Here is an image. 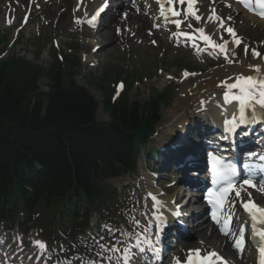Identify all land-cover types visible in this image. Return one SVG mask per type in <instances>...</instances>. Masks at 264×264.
Returning a JSON list of instances; mask_svg holds the SVG:
<instances>
[{
	"label": "rangeland",
	"instance_id": "374dc122",
	"mask_svg": "<svg viewBox=\"0 0 264 264\" xmlns=\"http://www.w3.org/2000/svg\"><path fill=\"white\" fill-rule=\"evenodd\" d=\"M46 1L49 0L26 1L25 4L33 3V7L32 9L30 8V14L26 27L22 30H18V26L22 25L21 17L25 9L24 4H22L21 0H0V35L3 36L5 40H7L4 54L5 56L13 55L16 57H23L30 63L36 64L42 68H47L52 62L51 54L59 53L62 56H65L69 53L68 48L73 47L76 51V53L73 55L75 61L73 69L69 72V75L79 85L85 86L97 101L98 107L96 110V119L98 121H108V116L102 110V100L104 98V95L99 93V91L95 88L96 81L102 76V74H107L106 85L108 86L111 85L115 79H117L118 81H123L125 86L126 82L127 86H131L132 84L136 83L130 88H125V90L127 91L126 93L129 102L137 103L138 107L143 105L144 102L148 101V94L152 89L157 92H168L170 94V99L166 103L164 110L162 108L160 111L162 112L160 113V123L156 127L155 131L157 132V137L155 138V140H161L162 142H164L171 135H166V132L170 131L171 125L173 123L176 124V122L179 120L176 100L179 93L180 80L182 75L184 74L183 69L185 68L189 69L188 71H194L196 76H204L206 73H209L218 68L214 65L216 58H213V56H211L210 54L206 55L199 53V56L195 55L196 58H199L197 60H194L185 50L181 48H171L169 40L166 41V39L162 38L161 36L159 40L154 35L153 37H149L146 34V31H148L147 26H145L144 23L136 21L134 23L131 22V24L125 22L121 24L120 27H117V24H112V26L116 27L110 28L111 25L107 27L106 31L109 33L108 38H112V40L105 46H103L102 44L101 49L104 53L103 58L99 60V64L96 68L91 69L89 67V64H92L93 62L92 56L90 54L93 46L89 43L88 39H83V33H92L93 30L89 29L85 25L83 26V21L80 18H75L72 10H69L70 7H66V9L62 5H57V3L62 0H55L52 2L49 1V3L47 2L46 4H44V2ZM44 5L46 7H43ZM8 6H10L13 10L7 11L11 12L12 14L7 18L4 17L3 12L5 11V8H8ZM116 19L120 20L121 18L119 16L116 17ZM237 26L239 29V33L244 34L246 38L251 39L252 47L262 49L260 43L262 41L264 42V28H261L259 26L254 28V24L248 21H241V23L237 24ZM104 28H106V26ZM109 29L111 31H108ZM99 38H101V36H99ZM154 39L158 44L156 48H153L151 44V40ZM160 44H163L164 48L161 47L162 45L159 46ZM39 50V57H37ZM247 52L245 53V55L241 56V58L243 59L241 61H245L252 57V55L250 57L249 53ZM206 63H210V65L206 66ZM208 82L209 81H207L206 83ZM46 84L47 82L44 79H41L39 81V87L42 93L46 90ZM218 86L222 87L221 85ZM195 88L196 87L191 88L190 92H192ZM215 88H217V86ZM187 89H181L182 96H184V98L187 96ZM229 90L232 89L229 88ZM213 92L215 93V91ZM205 93L206 91L203 93H198L197 96L192 98L190 102L203 96ZM211 99L213 101H216L219 98L215 97ZM181 100L183 103L187 102V100ZM189 111L190 110H188V112ZM174 113L175 116L171 115ZM171 116L174 117L171 118ZM186 123L187 120L180 129L183 130V126ZM174 156H176V154ZM149 165H151L149 171H152V169H154L155 167L152 166L153 163H150ZM135 175L136 173L134 174V176ZM163 176L166 179V176L164 174ZM139 178L142 180L143 187H146V185H148L147 181L151 182L149 180L150 176L149 178H145L137 174L135 178L133 177L131 179L130 185L126 188H123L125 192L121 195H116L115 198L117 199V202H120V204H123V200H126L125 206L130 207L133 209V211L138 212L135 215L140 214L141 217L145 218L146 215L143 214L144 211H141L138 202V198L142 196L141 190L139 189L140 187L136 185L135 180ZM144 179L146 180V182L144 181ZM116 181L117 179L111 181V184H116ZM171 181L172 178L170 179V181H168L167 184H169ZM136 187L137 190H133L136 189ZM177 202H179L178 199ZM116 208L117 207L109 206L106 210L107 212L115 211ZM135 208H137V210H135ZM182 208L186 209V206H182ZM125 221L128 225V220L125 219ZM96 224L93 225L94 229H97ZM40 227L46 230V227ZM128 227L131 231V224H129ZM17 229H14L12 231L13 237L6 235L3 239L7 242L4 245L7 248L9 247L10 251L21 250L20 254L14 253L9 255L16 257V261H20L22 263L23 260L24 262L29 260L28 253L30 257L35 254V252L30 247V241L32 239H36L37 237L36 232L30 231L31 229L27 225L24 228H21L22 230ZM102 229H104L105 234L101 233ZM193 232L194 231H192L190 235L195 236ZM198 232L200 233V231ZM113 233L117 234V236H114ZM203 233H206V235L208 233L206 226L205 229H203V232L200 233V235L202 236V241H204V239L209 240L208 238H205V235ZM97 234L101 238V246H103L104 248H115V245H112V239H118L119 234L123 236L125 234V231L122 227L112 228L108 225L101 224ZM190 235L185 239L186 244L184 245L187 247V244H190V246L187 247L188 249L201 246L203 242L195 237H191ZM17 237H19L22 241L20 245H18V242L15 241ZM212 239L215 240L213 241V246L215 248L219 250H228L227 245L224 244V241H222L220 238H218L219 241L217 242L215 238ZM107 243H110V245H107ZM95 248H92L95 253H102L104 251V249H100L99 247ZM50 252L52 253L53 258L62 256L61 253H65L61 246H57ZM223 253L226 254L227 251ZM251 256L252 255L245 254V257L243 259H235V262L236 264H252ZM8 257L9 256L5 255L4 258ZM31 258V261H34L35 257ZM231 259H234V257H231Z\"/></svg>",
	"mask_w": 264,
	"mask_h": 264
},
{
	"label": "trees",
	"instance_id": "16d2710c",
	"mask_svg": "<svg viewBox=\"0 0 264 264\" xmlns=\"http://www.w3.org/2000/svg\"><path fill=\"white\" fill-rule=\"evenodd\" d=\"M37 71L42 72L22 60L0 62V199L13 195L23 204L31 202V208L42 205L54 213L68 195L82 192L98 160L128 150L121 131L138 121L122 101L115 105L111 126L95 124L91 100L72 91L73 85L54 95L37 94ZM153 104L156 111L158 103ZM31 162L44 167V178L31 180L20 173L19 167ZM94 195L100 201L98 190ZM4 215L0 210V218Z\"/></svg>",
	"mask_w": 264,
	"mask_h": 264
},
{
	"label": "bare ground",
	"instance_id": "6f19581e",
	"mask_svg": "<svg viewBox=\"0 0 264 264\" xmlns=\"http://www.w3.org/2000/svg\"><path fill=\"white\" fill-rule=\"evenodd\" d=\"M50 1L52 2L55 0H50ZM65 1L66 0L61 1L62 2L61 4L63 5V7H65V8L70 7L69 10L73 9L74 13H76V16H79V17H81V15H83V14H84L83 16L86 17L90 13L93 6L95 5L94 0L83 1V3L81 4V8H82V10H81V8L79 6H77V4H76V2H75L76 0H67L66 3H65ZM208 6H209V3L208 2L203 3L202 0L196 6V13L199 17L197 24L200 27L201 32L203 33L202 35H205L206 37L211 39L212 43L215 44L216 43L215 39H217V37L219 36L218 34H219L220 29L218 28L217 20H213L212 18H210L207 15V7ZM43 7H46V6H43ZM218 7L220 8V12L223 11L225 13H228L221 6L218 5ZM142 8L144 9V12H145L146 8H144V7H142ZM82 12H83V14H82ZM141 18L144 19L143 17H141ZM132 19H133V16L128 15V20L130 22L132 21ZM248 19L251 21L252 20L255 21V19L253 17H248ZM126 20H127V18H126ZM150 20L157 22L159 25L164 24L163 22H161L159 19H156L155 17H151ZM146 22L147 21L144 19L143 23L145 26H147ZM257 23L261 27L264 26V22H262V21H258ZM148 27H149V25H148ZM165 28H168V25H165ZM95 32L96 33L91 34L90 36H88L86 34L85 37L90 38L92 40H97V41L102 39V37L104 36V33H102V31H95ZM156 32L158 35L164 34V32L161 28L159 30H156ZM170 32L175 37H177L180 41H184L185 34H186L185 29H181L179 32H175V33L172 30ZM99 36H101V38H99ZM224 48L225 49H223V51H224V53L227 54L228 61H232L231 57H230V53L232 54L234 51L233 49H236V47H234L230 42H228V43L225 42ZM185 50H186V47H185ZM259 67H260V62L253 57L248 61H237V63L234 66L224 65L222 67H218V68L214 69L213 71L209 72L208 74H206L205 76H202L200 78H195V79L189 78L188 80L184 81L181 84L182 90L187 89V88H190V89H187V92H186L187 96L184 98V96H182V90L180 88L181 91L179 90L178 97L176 100L178 111H182L186 108H189L190 106H187L188 103L191 101L192 98L196 97L198 93H203L205 91L207 92L209 90H211V91L216 90L217 92H219L220 89L227 87L226 85L232 86V83L234 82L235 77H237V76H251V75L255 74L253 72L254 69L259 68ZM258 74L261 76H263V74H264V71L261 67H260V71H258ZM192 80H194V81H192ZM207 81H209V82L206 83ZM194 83L196 86H193ZM216 84L221 85L222 87L219 86V88H215ZM189 86H191V87H189ZM193 87H196V88L192 92H190L191 88H193ZM223 96H225V94ZM181 99L187 100V102L183 103ZM222 101H223L222 96L219 97V99H217L216 101H213L212 99H209L207 101V103L211 106L210 108L212 110V114H210V115L212 118L213 117L214 118L219 117V116L230 117L231 107L222 106ZM192 102H194V100H192ZM258 103H260V102H258ZM198 108H201V106H198V104H196L193 107L192 111L194 113H196L198 111ZM208 113L209 112L207 111L206 114H208ZM190 114H192V112ZM219 123H221V120L219 121ZM192 130H193V132H195V134H194L195 138H194V135L191 137H187L185 139L184 144L181 145L182 147L189 146L190 155H188V154L184 155V153L182 151H180V149H179L182 147L181 146L177 147L175 149V151H177L180 155H178L176 157L181 156L182 159L181 158L180 159L175 158L174 160H171V167L172 168H166V169H170L171 171H173L175 169L173 167L175 166V167H177L175 170H178L179 174L181 175L180 166L178 167L177 164H182L183 165L182 166L183 177H181V179H183V180L189 179V180L185 181L186 183L188 182V184H186V185H193V187L197 188V186L200 185V183L198 182L199 178L197 177V179H195V176H194L190 179L189 176H191V175L193 176V173H196L197 171H200V170L202 171V168H203L202 167V160H201V156H202L201 151H203L202 145L207 141V138L211 137L210 133L211 134L214 133V135H213L214 137H215V135H217L219 138H223L225 136H222L223 134L220 131L219 125L212 127V125L210 123H208V121H206V120L205 121H203V120L191 121L187 125L186 129L182 133L177 134V136L183 135L184 133L190 134V133H192ZM212 130H214V132H212ZM254 131H258L259 132L258 135L262 136L264 134V127L262 126V123H260L259 125H255L252 132H254ZM241 132H243V129L239 130L237 132V134H235V135H239ZM160 148H162L161 145H160ZM170 150H172V147L170 148ZM176 153H173V155H175ZM163 154L166 155L167 153L163 152ZM193 178L196 180L195 183L190 182ZM173 189L177 195L183 196L187 193V191L185 189H183L182 187H179L178 185L173 186ZM150 193L153 194V192L149 191L148 195L145 196V198L151 199L152 205L155 204V208H158V214L159 215L167 214V216L162 215V217L158 220V223L161 224L163 221H165V222L169 223L170 228H172L173 227L172 224H174L175 222H174L173 217L171 216V213L168 212L171 209V207L169 205L171 204L172 198H167V197L165 198V196L164 195L162 196L160 193H158L160 195H157V198H153V195ZM193 196L196 197V195H193ZM191 198H192V200H191ZM191 198H190V200L193 201L194 199L192 196H191ZM150 214H151V210H150ZM195 216L196 215H193V218ZM202 224H203V222H201L200 225H196L198 228L195 229V228L191 227V229L189 230V232H191V233H192V231H194L193 234H195V236L197 238H200L201 240H202V236L200 235V233L203 232L201 230L203 229V226H204ZM193 225H195V224H193ZM211 230H214V229H211ZM198 231H200V233ZM167 233H168V231H167ZM181 234H182V232L179 229H176L175 235L179 236ZM165 235H166V237H169L168 234H166V232H165ZM210 235H212V238H215V239H216V236H218L216 231H212ZM212 238H208V239L210 242H212L211 244H214L213 241H215V240ZM136 248H137V252L142 255L145 247L143 245H141V246H136ZM141 260H143V259H141ZM155 260H158V259H155ZM148 262H150V260H148Z\"/></svg>",
	"mask_w": 264,
	"mask_h": 264
},
{
	"label": "water",
	"instance_id": "95a60500",
	"mask_svg": "<svg viewBox=\"0 0 264 264\" xmlns=\"http://www.w3.org/2000/svg\"><path fill=\"white\" fill-rule=\"evenodd\" d=\"M137 135H140L139 133H137Z\"/></svg>",
	"mask_w": 264,
	"mask_h": 264
}]
</instances>
